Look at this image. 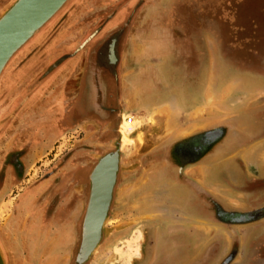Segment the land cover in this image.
<instances>
[{"label":"rangeland","instance_id":"374dc122","mask_svg":"<svg viewBox=\"0 0 264 264\" xmlns=\"http://www.w3.org/2000/svg\"><path fill=\"white\" fill-rule=\"evenodd\" d=\"M12 1L0 0V12ZM196 8L207 9L210 14L204 17L209 20L203 26L204 47H197L196 41H192L197 27L135 24L139 18H157L137 15L140 13L172 10L184 13ZM91 36L94 42L117 38L118 46H122L119 52L123 55V73L137 72L146 51L141 46L145 40H159L166 49L165 53H159L161 50L156 48V54H168L173 59L188 56L192 51L195 55L202 53L208 88L204 98L199 95L195 104L206 107L190 117L193 122L203 120L207 127L177 128L168 124L169 120L187 123L185 107H177L176 114L174 107H170L180 104V100L185 104L191 99L174 94L191 86L185 64H175L174 69L165 64H142L141 67L161 69L165 76L168 67L176 79L171 81L168 75L158 81L162 102L157 106L161 107L142 110L134 107L125 111V117H132L136 125L127 131L131 147H124L119 127L115 138L108 129L100 132L101 128L85 122L81 128L63 131L59 127L61 133H54L60 94L70 73L69 65L63 68L59 63V55L72 51L74 45ZM61 46L67 49L63 51ZM196 83L194 77L193 84ZM261 111H264V0H69L12 57L0 77V232L10 246V249L5 244L6 248L3 247L7 263L81 264L77 257L91 197L92 171L104 155L117 152L120 158L111 200L113 210L106 218L97 250L82 264H161L164 261L159 258L161 248L172 245L179 251L178 244L189 248L187 252L192 254L187 264H250L249 248L263 233L264 227L256 233L261 223L235 225L231 217L225 218L227 223L207 220L196 211L186 215L181 207L185 197L177 195L167 181H154V175L160 168L168 167L157 164V153L191 137L201 140L203 137L198 135L221 123L227 124L225 135L234 141L241 133L246 134L242 127L250 116ZM178 130L182 132L180 135ZM257 152V147L247 151L250 172ZM74 171L82 185L81 204L77 201L75 210L81 219L80 240L77 237L76 246L73 243L49 248L51 238L63 228L68 214L61 206L56 218L55 214L48 216L44 189L57 181L73 183ZM201 173L199 169L194 178L198 193L206 185L205 174ZM182 178L186 176L183 174ZM30 188V198L20 204L22 194ZM214 189H210L213 194H223ZM198 193H193L194 201L200 197ZM184 222L188 224L181 225ZM16 226L24 238L14 232ZM186 226L190 233L187 239L186 236L176 239L171 233ZM171 251L176 257L178 253ZM260 258L257 256L256 261ZM166 261L163 264L169 263Z\"/></svg>","mask_w":264,"mask_h":264},{"label":"flooded vegetation","instance_id":"af4514ba","mask_svg":"<svg viewBox=\"0 0 264 264\" xmlns=\"http://www.w3.org/2000/svg\"><path fill=\"white\" fill-rule=\"evenodd\" d=\"M121 47L118 46L117 38L104 42L83 41L79 45H74L72 51L59 55V63H62L63 68L65 65H69L70 73L60 94L59 112L56 115L54 133H61L59 127L63 131L76 129V127L81 128L85 122V124L90 123L101 128L100 132L103 129H108L114 138L119 127L121 129L119 133L123 139L124 125L134 123L132 117H130L131 121L125 117V111L134 108L135 103L132 95L127 97L126 94H123V71L121 72L123 55L119 52ZM61 48L65 51L67 46H61ZM174 66L175 64H172L171 68ZM165 72L171 81L176 79L174 72ZM158 81L157 84H159ZM250 117L245 123V127H242L246 134L241 133L240 136L234 138V141L229 140L230 137L225 135V130H228L227 124L221 123L198 135L203 137L201 140L197 136L191 137L184 143H175L168 150L157 153V164H165L168 167L160 168L154 175V181H167L173 185L177 195L185 197V201L181 202L183 203L181 207L185 208L186 215L196 211L207 220L211 218L225 222V218L231 217L235 225L261 223L262 226L257 229L258 231L256 230V233L261 232V228L264 227V111L254 113ZM99 142L104 143L102 140ZM255 147L258 148V152L253 159V172H250L246 154L249 149ZM111 154L113 153H107L100 161ZM119 158L118 155V169ZM113 159L110 163L111 173H113L115 162ZM98 164L94 166L92 174ZM200 164L205 167L207 186L204 185L201 188V193H198V185L194 183L197 171L194 173L189 169ZM183 174L186 179L182 178ZM77 176L78 173L74 171L72 174L73 183L64 184L57 181L48 184L44 189L47 192L44 202L49 205L48 216L53 217L55 214L54 218H56L61 206L66 209L68 214L63 220V228L57 230L51 238L49 248L59 245L69 246L73 243L76 246L77 237L80 240L81 219L75 210L77 203L81 204L82 185ZM211 186L223 194H213L210 190ZM31 191L32 188L22 194L20 204L30 198ZM62 191L65 194H61ZM195 192L200 197L197 196L194 201L193 193ZM111 203L112 201L109 204L107 217L111 214V209L113 210ZM20 208L18 205L17 213H20ZM31 209L32 207H30ZM39 209H35V212L38 213ZM43 216L45 217L44 209ZM185 217L187 219L189 216ZM184 224H188V222L181 223V225ZM18 229L16 226L14 232L23 237L22 231H17ZM171 233L175 234L176 239L178 236H186L187 239L190 235L187 226ZM3 240L5 246L10 249L5 237ZM22 242L24 243V240ZM178 246L180 247L179 251L172 248V245L171 248H161L159 258H164V261H160L161 264L167 262L166 260L169 261L168 264H187L191 260L192 254L187 252L189 248H183L179 244ZM171 249L178 253L176 257L170 254ZM70 251H72L71 248ZM249 251L250 264H264L262 258L264 256V229L263 233L255 239ZM257 256L261 257L260 261H256Z\"/></svg>","mask_w":264,"mask_h":264},{"label":"crops","instance_id":"0c3cea01","mask_svg":"<svg viewBox=\"0 0 264 264\" xmlns=\"http://www.w3.org/2000/svg\"><path fill=\"white\" fill-rule=\"evenodd\" d=\"M207 9L204 8H196V9H190L183 12H176V11H158L154 13H140L137 15H149L152 17H157L155 19H142L139 18L138 20H135L136 23H143V24H151V25H165V26H183V27H190L191 29H195L197 27L198 33H195L193 30V34H195V37L192 36V41H196L197 47H204V41L201 38H204V35H202V32H204L203 26L205 22H209L204 19L205 16H209ZM181 16V19H178L177 17ZM158 17H161L160 19ZM167 17V18H164ZM185 17V18H184ZM202 28V29H200ZM201 32V33H199ZM198 34V35H197ZM207 38V35H206ZM159 40H145L144 44L142 43V48H145V54L144 57L140 59L139 64L140 67L137 70L136 73H132L131 71H127L123 73L122 76V87H123V94H126L127 97L129 95H132L134 97V107L142 109H150V107H161L157 106L161 103V93H160V87L157 84L158 79L165 78L166 76L163 75L161 72V69L156 70V65L159 64H165V65H172V64H185L186 65V72L189 74V79L192 80L191 86L188 88H183L180 92H175L174 94H179L183 96H189L191 97L190 101H187L185 104H173L170 107H174V114L179 113V110L177 107H185L186 112V120L187 123L185 125L179 123L180 120L172 121L169 120L168 124L173 127L181 128H205L207 127L203 120L201 122H193V119H191L190 116L196 114V112L204 111V108L206 107V104L198 105L195 104L196 100L198 99V96L201 95L202 98H204L205 91L208 88V81L205 82L206 74L204 73V57L201 55H195L194 51L188 56H179L175 57V59L171 58L170 56H167L168 54H162L161 56L159 54H156V48H159L161 51L159 53H165L163 49H166V45H162L161 42H157ZM208 41V39L206 40ZM140 46V45H139ZM142 64H149L153 66H144L141 67ZM201 65V67H200ZM201 69V71H200ZM160 70V72H159ZM172 70V69H171ZM169 70L167 67V71L169 73H172V71ZM161 77H160V76ZM196 77L197 83L196 85L193 84V79ZM171 96V95H170ZM159 97V98H157ZM175 101V100H174ZM176 102V101H175ZM174 102V103H175ZM188 109V110H187ZM173 110V109H172ZM168 121V120H167ZM175 122V123H173ZM198 132V131H197ZM181 131H177V134H181ZM194 134V133H193ZM199 169H201L202 173L205 174V167L204 165H201L200 167H193L189 169V171L198 173Z\"/></svg>","mask_w":264,"mask_h":264},{"label":"water","instance_id":"95a60500","mask_svg":"<svg viewBox=\"0 0 264 264\" xmlns=\"http://www.w3.org/2000/svg\"><path fill=\"white\" fill-rule=\"evenodd\" d=\"M69 0H13L0 12V77L12 57L62 9ZM91 36L86 42H90ZM114 157V159H113ZM115 160L106 189L100 181L104 168ZM118 153L102 159L91 176L92 191L83 225L77 262L85 263L102 238L118 170ZM100 179V180H99ZM2 240V241H1ZM0 232V264H8Z\"/></svg>","mask_w":264,"mask_h":264},{"label":"bare ground","instance_id":"6f19581e","mask_svg":"<svg viewBox=\"0 0 264 264\" xmlns=\"http://www.w3.org/2000/svg\"><path fill=\"white\" fill-rule=\"evenodd\" d=\"M129 121H131V119L129 120ZM135 124H133V123H131V124H126L125 126H124V129H125V131L123 132V141H124V147L125 148H128V147H131V144H132V141L128 138V133H127V131H130V130H132V129H135ZM111 175H112V173H111V164L109 163L105 168H104V170H103V172H102V176L100 177V181H102L103 182V184H104V189H106V185H107V183H108V180H110L109 178L111 177ZM137 238H140V234H137ZM134 240V239H133Z\"/></svg>","mask_w":264,"mask_h":264},{"label":"built area","instance_id":"2783aa9c","mask_svg":"<svg viewBox=\"0 0 264 264\" xmlns=\"http://www.w3.org/2000/svg\"><path fill=\"white\" fill-rule=\"evenodd\" d=\"M128 120H130V118H128Z\"/></svg>","mask_w":264,"mask_h":264}]
</instances>
